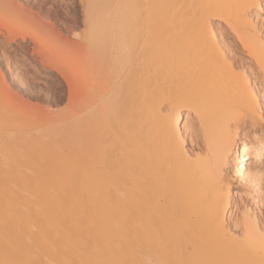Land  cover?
Here are the masks:
<instances>
[{
    "label": "bare ground",
    "instance_id": "obj_1",
    "mask_svg": "<svg viewBox=\"0 0 264 264\" xmlns=\"http://www.w3.org/2000/svg\"><path fill=\"white\" fill-rule=\"evenodd\" d=\"M79 2L91 5L90 20L87 31L72 39L70 44L76 43L84 53L80 61H68L64 52L46 55L42 49L55 32V23L73 32V25L68 21L69 7H65L68 14L65 16L59 13L55 0H0L2 60L7 61L14 53L38 62L42 69L58 70L70 90L65 107L57 113L59 121L43 122L35 131L25 128L14 131L10 127L12 124L0 127V170L4 164L6 139L29 150L34 160L66 170H59L58 178L40 199L39 209L32 206L31 195H18L27 206L17 212L22 233L37 239L48 233V237L64 243L69 228L85 236L89 230L102 228L112 237L111 247L116 258L132 259L137 264H155L178 258L179 252L169 244L178 248L182 234L199 232L216 202L220 203L222 218L235 229L242 209L238 214L231 180L245 184L252 175L259 182L260 170H249L248 163L261 162L257 145L264 132L255 131L261 128L260 123L231 129L234 147L229 149L223 175L217 178L210 151L214 153L225 148L229 117L218 112L209 100L201 130V118L184 110L189 92L196 85L180 67L188 41L196 42L203 30L205 10L134 7L161 3L199 5L209 0ZM210 2L235 6L212 10L213 19L208 24L211 37L203 56L221 70L217 86L225 92L231 90L235 108L249 107L246 97L255 93L258 109L264 105V93L253 85L251 78L241 80L230 68L235 66L236 72L252 68L250 58L259 54L264 0ZM8 5L11 7H6ZM25 25H33L35 29L29 31L23 28ZM230 34L234 40H229ZM3 66L0 62V71ZM79 68L83 70V77L66 75V69ZM14 76L20 88L29 84L19 73ZM77 81L81 85L85 81L89 84L95 81V90L88 91L84 87L77 90ZM5 93L6 88L0 85V109ZM177 137L190 156L195 154L203 159L194 162L179 156ZM194 141H197L196 147ZM209 143L213 145L211 150ZM80 164L87 165L90 176L69 178L67 169ZM78 200H84L85 205L78 206ZM57 201L62 205L58 210L65 211L59 221ZM133 202L140 212L127 223L122 212L107 215L100 212V209L123 207ZM2 210L0 202V212ZM149 217L159 225L163 239L150 231ZM122 229L128 235L121 251L116 249V244L120 242ZM48 237L34 252L39 264L83 258L75 249L67 254L57 253L49 247ZM130 239L137 245L134 249L128 246ZM161 243L165 245L158 254L144 249Z\"/></svg>",
    "mask_w": 264,
    "mask_h": 264
},
{
    "label": "snow or ice",
    "instance_id": "obj_2",
    "mask_svg": "<svg viewBox=\"0 0 264 264\" xmlns=\"http://www.w3.org/2000/svg\"><path fill=\"white\" fill-rule=\"evenodd\" d=\"M80 9L83 10V20L87 24L90 20L88 10L91 5L81 4L77 0ZM235 5L221 3H201L199 5H174V4H152L134 5L137 8H155L160 10H171L174 8H199L205 10L203 18V30L198 34L196 42L191 40L186 45V55L182 57L181 70L189 74L196 86L189 92V99L184 104V110L190 115L195 114L200 117V128L203 130V116L208 111L209 100L212 101L216 110L228 115L226 121L225 138L227 144L223 150L211 152L214 160L215 176L221 177L223 170L227 167L229 160V149L234 147L230 131L240 125H255L257 121L260 127L264 128V106L257 109L258 101L255 93H250L248 99L250 106L246 109L234 107V98L231 90L225 92L217 86V81L221 77V70L218 66L212 65L203 56V52L208 48V41L211 31L208 27L213 19L212 10L234 7ZM6 7H11L8 5ZM55 7V5H53ZM65 7L70 6L65 5ZM68 15V14H66ZM79 18V17H77ZM71 23L72 18L68 16ZM87 31V29H85ZM79 38L80 33H75ZM72 34H69L71 39ZM67 54L74 60L80 61V50L76 43L66 45ZM252 69H245L236 72V67L231 66V73L239 79L247 81L255 75L264 76V36L259 44V54L250 58ZM25 78L35 85L39 90L42 85L36 81V74ZM79 90L84 87L88 91H94L96 82L89 84L87 81L83 85L76 82ZM264 93V89H261ZM2 109H0V127H8L14 124L19 129H24L40 118L42 109L37 106H28L20 103L17 97L10 91L6 92L2 99ZM195 134V133H193ZM257 147L264 163V135L259 138ZM179 145L178 154L184 159L198 162L203 159L199 155H189L183 147V142L176 138ZM213 145L209 143L211 150ZM59 170L54 169L42 161L34 160L30 151L17 143L5 140L4 143V164L0 170V202L3 210L0 212V264H39L34 252L39 248L42 240L48 237L44 233L39 239L32 236H25L22 233L17 212L27 206L18 199V195H31L34 204L32 206L40 208V199L45 197L49 186L58 178ZM243 199L247 202L237 205V212L242 209V217L238 215L237 227H230L229 221L221 216L220 203L213 204L206 225L199 232H187L181 235V243L176 248L171 243L169 247L179 252L178 258L156 261L155 264H264V172L261 173L257 183L252 175L245 181V195ZM240 200V197H237ZM61 202H56L57 210L61 208ZM102 215L123 213L127 223L133 216L140 212L131 205L109 207L100 209ZM149 229L163 239L164 233L159 225L151 217L148 218ZM127 232L122 229L120 242L116 244V249L123 250V241L127 238ZM65 242L60 243L56 239L48 237L49 247L54 248L57 253H64L70 249L80 252L82 259H61L56 264H129L126 259L116 258L113 254L112 237L103 232L100 228L96 231L89 230L87 236L80 232H73L71 228L65 233ZM186 242V243H185ZM258 257V259H257Z\"/></svg>",
    "mask_w": 264,
    "mask_h": 264
},
{
    "label": "rangeland",
    "instance_id": "obj_3",
    "mask_svg": "<svg viewBox=\"0 0 264 264\" xmlns=\"http://www.w3.org/2000/svg\"><path fill=\"white\" fill-rule=\"evenodd\" d=\"M56 4L58 5L59 13L61 15H65V5L70 6V16L72 18L71 25H73V32H71L72 36L71 39L69 38L70 32L66 29L62 28L58 23H55V32L53 33L51 38H48L47 43L44 45L42 51L47 55H50L51 53H57V52H64L65 53V59L68 61L73 60L66 51V45L70 44L71 40L76 39L75 33L79 32L82 34L85 32V29L88 28V23L85 24L83 20V11L79 8L77 4V0H55ZM69 2V3H68ZM80 3V2H79ZM264 4V2H263ZM79 17V18H77ZM260 20L264 21V12L260 14ZM69 21V20H68ZM70 23V22H69ZM59 25V26H58ZM224 26V25H223ZM60 27V28H59ZM22 28V27H21ZM23 28L32 31L35 29L33 25H25ZM60 30V31H59ZM39 33H42L41 30H37ZM262 36H264V25L261 28ZM229 40H234V36L230 34ZM72 40V41H73ZM82 50H80V57L83 55ZM246 54V52H245ZM10 58L6 61L5 59L2 60L0 57V62L2 63L3 69L0 71V85L4 86L6 88V92L10 91L12 94L15 95V97L18 98L21 104L28 105V106H37L38 108L42 109V113L40 115V118L35 121L30 126L26 127L25 129L35 131L37 130L38 126L42 124L43 122H57L59 121L60 117L57 116V113L63 109L68 101L69 97V86L65 78H63V75L58 72V70H49V69H42L38 62H32L31 60L28 61L25 58H21L16 56V54L11 53ZM245 57H248L245 55ZM9 65H8V64ZM11 65V66H10ZM16 65V67H15ZM253 68V65H251ZM251 68V69H252ZM39 69V70H38ZM67 74L69 77H75V75H79L80 77L84 76L82 69H66ZM19 73L23 78H25V75L28 77H31L34 73L36 74V81L38 84H41L42 87L39 88V90H36V87L34 84L30 83L26 87L20 88L18 85H16V81L14 79V75ZM64 74V75H65ZM4 78L5 80H2ZM251 80L253 82V85L255 84L256 87L261 90L264 89V78L260 75H255L254 77H251ZM255 81V82H254ZM13 83V85H12ZM11 86H10V85ZM15 84V85H14ZM18 84V83H17ZM18 86V87H17ZM25 88V89H24ZM27 90V91H26ZM262 106H264L262 104ZM52 112V115L49 113ZM50 114V116H47V114ZM48 114V115H49ZM55 115V116H53ZM55 117V118H54ZM184 122V120H183ZM14 131L21 130L17 128L14 124L10 126ZM261 129V130H260ZM255 131H263L264 128H259ZM244 130H242V133ZM188 146H190V139H187ZM195 147L197 145V141H194ZM249 164V170H260V173L264 172V163L258 162H250ZM60 171H66L65 169L61 168ZM69 178L71 176H79L83 179L88 178L89 170L87 168L86 164H80L77 166H73L69 169ZM232 197L233 200L236 199V202L238 204H244L247 203L243 196L245 195V184L241 183L237 179H232ZM237 197H240V200H237ZM66 203V202H65ZM78 206H84L85 201L84 200H78L77 201ZM235 210V208H233ZM65 215V211L58 210L56 217L57 220H61L62 217ZM129 221V220H128ZM65 237H62V240H64ZM165 244H155L154 246L150 247H144L145 250L151 251L154 254H158L161 252V250L164 248ZM128 246L130 249H134L137 245L130 239L128 241ZM60 261L59 259L55 260L53 264H56V262ZM129 264H137L132 259H127Z\"/></svg>",
    "mask_w": 264,
    "mask_h": 264
}]
</instances>
